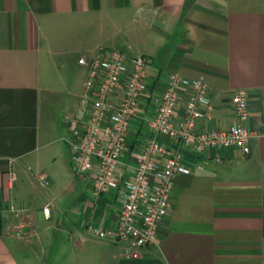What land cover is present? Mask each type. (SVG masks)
<instances>
[{"label": "crops", "instance_id": "0c3cea01", "mask_svg": "<svg viewBox=\"0 0 264 264\" xmlns=\"http://www.w3.org/2000/svg\"><path fill=\"white\" fill-rule=\"evenodd\" d=\"M112 50L149 59L121 156L125 179L149 135L143 116L171 73L209 86L214 110L198 129H228L232 97L244 88L246 126L258 132L248 155L212 147L186 156L193 172L175 176L158 239L136 255L128 240L89 231L117 226L122 188L96 198L90 179L71 180L68 211L58 218L54 195L43 224L30 194L36 172L53 192L54 170L72 166L68 118L81 108L88 76L80 57ZM0 264H264V0H0Z\"/></svg>", "mask_w": 264, "mask_h": 264}, {"label": "built area", "instance_id": "2783aa9c", "mask_svg": "<svg viewBox=\"0 0 264 264\" xmlns=\"http://www.w3.org/2000/svg\"><path fill=\"white\" fill-rule=\"evenodd\" d=\"M79 61L88 67V76L81 108L68 118L73 133V170L91 180L96 198L123 189L117 226L90 225L89 231L99 238L113 235L128 240L130 255H136L158 239L159 227L173 206L175 176L193 172L186 162L188 154H202L212 147H234L244 155L251 152L258 132L246 126L249 92L244 88L234 92L236 120L228 129H198L214 110L209 86L202 79L171 73L166 89L155 96V109L143 116L149 135L141 145L133 179L128 180L121 172V156L128 149L132 120L145 97L149 59L112 50L92 58L82 56ZM195 166L202 168L200 163ZM34 177L42 186H48L46 173L36 172ZM11 178L16 179L15 172ZM44 213L50 216L51 207H44Z\"/></svg>", "mask_w": 264, "mask_h": 264}, {"label": "rangeland", "instance_id": "374dc122", "mask_svg": "<svg viewBox=\"0 0 264 264\" xmlns=\"http://www.w3.org/2000/svg\"><path fill=\"white\" fill-rule=\"evenodd\" d=\"M50 160H52V159H47L45 161V163H49ZM66 170H67V173L59 172V171L55 172V170H54V178L56 180L54 183L55 185L53 186V188H54L53 192L49 191L48 188L42 187L36 181V179H34V177H33V179H34L33 183L34 184L32 185L30 194L35 197L34 198L35 202H34V204L32 203V205H33L32 209L35 210V214H37V216L41 220L42 224L47 223L46 221H44V214H43L44 211L42 209L43 204L48 202L49 200H51L54 195L59 196V198L57 199L56 210L53 207V205H50L51 214H52L53 210H55L57 212L59 219L64 216V212L68 211L69 206H71V204H72L71 199L73 198L74 194L71 195V192L69 191L67 186L71 180H74L77 183L79 181V178L81 179L82 177H79L78 175L75 174L72 166H69ZM82 179H84V178H82ZM52 222H54V219L52 220ZM57 238L59 239L58 241H61L62 240V234L60 235L58 233L56 240H57ZM43 261H45V259Z\"/></svg>", "mask_w": 264, "mask_h": 264}]
</instances>
